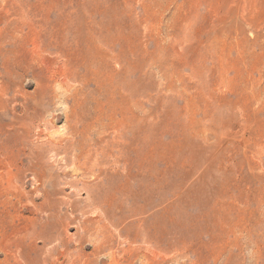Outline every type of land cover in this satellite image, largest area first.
<instances>
[{"label": "rangeland", "instance_id": "374dc122", "mask_svg": "<svg viewBox=\"0 0 264 264\" xmlns=\"http://www.w3.org/2000/svg\"><path fill=\"white\" fill-rule=\"evenodd\" d=\"M0 264H264V0H0Z\"/></svg>", "mask_w": 264, "mask_h": 264}]
</instances>
